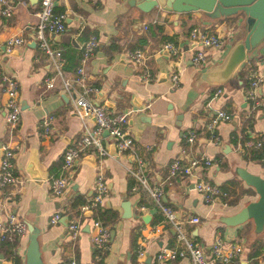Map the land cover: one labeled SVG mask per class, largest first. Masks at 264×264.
<instances>
[{
  "label": "crops",
  "instance_id": "obj_1",
  "mask_svg": "<svg viewBox=\"0 0 264 264\" xmlns=\"http://www.w3.org/2000/svg\"><path fill=\"white\" fill-rule=\"evenodd\" d=\"M10 1L14 6L12 13L9 16L0 14V73H11L16 77L20 112L15 125H8L4 118V94L0 81V154L3 145L12 150L13 168L22 178V183L0 188V220L3 219L1 207L5 204L26 227L28 224L36 227L41 257L46 264H63L72 255L81 264H94L89 222L91 217L97 216L96 213L94 216L87 210L83 211L89 217L81 221L74 240L67 237L61 220L64 214L68 219L76 215L73 211L67 212L68 201L73 196L80 195L86 201L91 196L94 175L99 168L108 190L107 197L99 206L116 212L114 219L106 224L109 239L102 264H144L147 255H152L159 246L173 242V229L163 226L161 232L149 231V224L161 221V215L143 189L128 191L132 182L128 168L134 163L127 156L111 153V144L107 146V155L100 157L89 151L82 154L68 174L63 195L53 197L50 194L48 179L58 172L62 151L77 144L82 128L93 127L94 120L92 116L78 118L73 112L72 96L66 93L67 97L63 98L61 94L64 92L45 86L43 77L51 75V67L47 57L33 44L31 36L38 0ZM54 10L64 12L66 29L61 34L48 32L46 36L52 46L62 49L67 61V74L72 72L81 42L88 34L96 36L98 45L85 64L87 80L97 88L89 97L103 104L109 112L131 110L125 129L133 137L135 150L140 151L148 144L152 146L146 152V174L150 183L163 181V202L176 209L181 217L199 216L198 223H188L185 229L205 252L209 251L216 237L224 242H240L244 251L230 262L250 264L246 245L252 235L259 234L254 233L252 221L226 226L220 218L256 198L253 188L237 176L236 166L264 175V167L256 160L244 159V151L238 152L236 140L231 138L232 134L240 135L239 129L249 118L251 130L247 131L248 136L264 139V113L250 110L244 99L247 74L264 65V41L258 49L246 55L227 81L208 84L198 75L219 63L231 44L243 37L241 15L210 19L200 11H164L155 6L142 11L133 0H98L95 4L87 0H56ZM190 25L216 31L220 37L217 47L201 48L204 63L198 67L190 60L191 51L187 44ZM19 33L25 42L6 52L5 39ZM167 39L179 48V58L176 57L179 61V84L175 87L170 86L169 80L171 70L176 67L175 60L162 47ZM136 47L145 54L143 63L138 65L126 56V51ZM144 67L150 75L147 81L141 77ZM216 87H221V93L212 96ZM256 92L264 98V77ZM225 108L231 110L233 116L229 121L222 120L216 125L219 140L214 142L203 125L213 112L227 110ZM46 114L52 116L51 131L43 136L38 123ZM189 129L196 132L192 143L184 140ZM188 156L211 159L208 165L200 164L194 175L206 177L219 185L234 179L245 191L232 204L219 201L205 203L192 188L194 176L165 177L170 159L176 157L184 161ZM26 168L35 170L40 179L31 178ZM122 198L130 201L128 217H122ZM140 203L145 206L143 211L137 208ZM54 211H60L61 216L58 221L50 223L49 217ZM142 213L150 215L148 222L142 221ZM246 225L250 227L248 232L238 239L237 229ZM141 234L147 236L144 244L146 256L137 259L134 254ZM27 236L28 233L19 238L17 253L20 264H23ZM263 246L264 243L261 249ZM257 258L256 264H264V255L259 252ZM0 264L14 262L3 255ZM167 264H190V261L183 257Z\"/></svg>",
  "mask_w": 264,
  "mask_h": 264
},
{
  "label": "built area",
  "instance_id": "obj_2",
  "mask_svg": "<svg viewBox=\"0 0 264 264\" xmlns=\"http://www.w3.org/2000/svg\"><path fill=\"white\" fill-rule=\"evenodd\" d=\"M54 0H38V8L35 11L36 21L32 29V40L39 53L44 54L51 67V75L43 77L45 86L48 88L56 87L60 91L67 93L73 98V112L80 119L86 116H92L94 120L93 127L84 126L82 128L77 144L64 148L61 153L59 169L56 174L49 177V191L53 197L62 196L68 183V174L77 160L86 151L97 156L109 154L108 144L113 145L115 152L119 155H131L133 167L128 168L130 179L132 180L128 191L134 192L141 188L145 191L152 206L161 215V221L149 224V231L158 233L162 231L163 226H169L173 229V242L168 245L159 246L155 252L150 255V264H167L180 258L187 257L190 264H227L232 258L238 257L244 251V247L240 242H224L216 237L208 252L198 244L190 236L185 229L186 224H196L200 221L199 216L190 214L181 217L177 210L166 204L162 200L164 193L162 180L156 183H150L146 174V152L152 149L151 145L137 151L135 150L133 137L125 129V124L131 110L108 112L103 104L93 101L89 95L94 93L97 88L91 85L86 77L85 64L89 57L94 53L98 40L94 34L88 35L80 44L77 51V58L72 68V72L67 74L66 57L59 47L50 44L46 33L61 34L66 29L65 14L61 11L54 10ZM89 3L95 4L98 0H87ZM13 4L10 0H0V14L9 16L13 11ZM187 44L191 51V63L198 67L204 63V53L202 47H217L220 43V37L216 31H210L192 26L187 35ZM25 42V38L19 33L8 36L5 39V51L9 52L14 46L21 45ZM167 54L175 60V69L169 74L170 86L175 87L179 84L178 59L179 48L170 41L162 44ZM126 56L130 62L138 65L142 64L145 54L140 48H132L126 51ZM177 57V58H176ZM143 80L150 79L149 72L144 67L141 73ZM264 77V65L256 67L247 74L246 85L244 89V99L248 103V107L252 111L264 113V98H260L256 92V88ZM1 89L4 94V118L8 125L13 126L19 118L20 104L18 98V83L16 77L11 73H0ZM221 93V87H216L212 92V96ZM52 116L44 115L38 125L41 128L40 134L45 136L50 133V120ZM231 116L224 109H217L213 112L204 123V129L207 131L209 138L217 142L219 140L215 130L216 125L220 121H229ZM106 134H103V131ZM196 136L193 129H189L184 134V140L192 143ZM236 140L237 151L243 152L245 148L258 147L260 139L252 136L241 140L239 134L231 135ZM211 159L208 157L188 156L186 160L173 157L166 165V178L171 177H192V188L200 195L205 203H212L218 198L222 202V198L227 195V191L222 189L219 184L214 183L206 177H200L195 174V169L200 164L208 165ZM22 178L13 168L12 150L7 146L1 147L0 154V188L8 184H21ZM108 195L105 180L102 172L98 168L94 175L93 192L88 200L79 207L75 216L67 219L65 225L66 235L70 240H74L81 226V221L88 216L83 211L87 210L91 213L95 208L101 205ZM139 211H143L145 206L140 203L137 207ZM1 211L3 219L0 220V241L4 240L9 234H15L18 238L27 234L25 223L17 219L11 213L9 206L2 204ZM60 211H54L49 217V222L54 223L59 220ZM90 242L94 248L93 261L102 260L104 253L108 248L109 229L97 217H91L89 222ZM147 240L145 234L139 236V241L135 249L137 259L146 256L144 244ZM260 255H264V246L260 251ZM63 264H81L74 255L68 257Z\"/></svg>",
  "mask_w": 264,
  "mask_h": 264
},
{
  "label": "water",
  "instance_id": "obj_3",
  "mask_svg": "<svg viewBox=\"0 0 264 264\" xmlns=\"http://www.w3.org/2000/svg\"><path fill=\"white\" fill-rule=\"evenodd\" d=\"M133 2L142 11H148L155 6L164 11H200L210 19L242 16L243 37L231 44L219 63L211 65L199 73L198 77L208 84H221L227 81L246 59V55L258 49L264 41V0H133ZM32 42L35 45V41ZM61 96L67 97L66 93L61 94ZM105 104L110 106L108 103ZM103 134H106L105 130ZM109 149L111 153H115L112 145ZM131 158L132 156L129 155L130 161ZM29 165L32 167L31 164ZM234 170L245 185L253 188L256 198L246 202L237 211L222 215L220 221L226 226H235L251 220L254 233H260L264 224V175L252 173L243 166H236ZM26 171L31 178L40 179L35 170L26 168ZM215 200L218 201L219 199L216 198ZM120 206L123 210L122 217H128L130 215V201L122 198ZM140 218L143 222H148L150 215L142 213ZM67 219L68 216L64 214L61 222L66 225ZM26 229L28 236L23 250V264H46L40 253L37 238L38 229L29 224ZM110 233L112 235V231ZM2 257L3 255L0 253V258ZM144 264H150V255L144 259ZM240 264H246V262L241 261Z\"/></svg>",
  "mask_w": 264,
  "mask_h": 264
},
{
  "label": "trees",
  "instance_id": "obj_4",
  "mask_svg": "<svg viewBox=\"0 0 264 264\" xmlns=\"http://www.w3.org/2000/svg\"><path fill=\"white\" fill-rule=\"evenodd\" d=\"M191 27H192L191 25L188 27V31ZM166 41L171 42L170 39L165 40V42ZM225 109H227L225 110L226 113H228L232 118L233 114L231 110H229L228 108ZM249 130H251V120L249 118H246L243 122V125L239 129L241 140L248 137L247 131ZM257 138L260 139V145L258 147L245 148L242 157L246 160H256L264 167V139L261 136H258ZM220 187L227 191V195L224 198H222V201L226 204H232L236 202L238 197L245 191L244 189L238 187V182L237 180L234 179L229 180L224 184H221ZM85 202L86 200L82 196L80 195L73 196L68 201L67 212L69 213L70 211H73L75 212V214L78 213L79 207L83 205ZM95 213L97 215L96 217H98V219H100V221L104 224H107L108 222L112 221L116 216V212L114 210L110 208H103L101 206H97L91 214L95 216ZM84 217H89V216H84ZM249 228H250L249 225L238 228L237 238L238 239L241 238L242 235L248 232ZM193 240L195 241V239ZM263 243H264V224H263V230L257 235H252L250 237V240L247 242L246 257L249 259L250 264L257 263L258 261L257 255L259 254ZM18 245H19L18 236L15 234H9L5 237L4 240L0 241V253H2L5 257H10L13 260L14 264H20V256L17 253ZM94 264H102V261L101 260L94 261ZM227 264H233V263L228 262Z\"/></svg>",
  "mask_w": 264,
  "mask_h": 264
},
{
  "label": "rangeland",
  "instance_id": "obj_5",
  "mask_svg": "<svg viewBox=\"0 0 264 264\" xmlns=\"http://www.w3.org/2000/svg\"><path fill=\"white\" fill-rule=\"evenodd\" d=\"M132 114V113H131Z\"/></svg>",
  "mask_w": 264,
  "mask_h": 264
}]
</instances>
